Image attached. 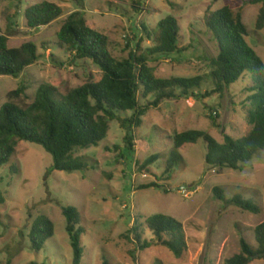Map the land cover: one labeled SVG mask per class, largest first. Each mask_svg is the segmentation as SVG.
Instances as JSON below:
<instances>
[{"label":"rangeland","instance_id":"1","mask_svg":"<svg viewBox=\"0 0 264 264\" xmlns=\"http://www.w3.org/2000/svg\"><path fill=\"white\" fill-rule=\"evenodd\" d=\"M42 2L60 7L62 16L48 27L30 29L24 12ZM223 7L234 14L241 11L249 32L245 41L264 63V28L255 29L260 5L243 6L241 0H84L82 9L69 0H0V33L8 38V47L31 42L39 55L18 78L0 77V107L6 94L20 85L25 94L15 103L25 107L32 103L39 86H49L63 96L88 77L100 79L96 67L77 60L57 41L61 25L74 13H80L90 29L107 36L109 50L117 59L127 58L132 51L147 54L155 46L158 23L173 17L179 26L178 47L183 51L150 57L148 65L159 79L201 76L204 82L197 93L209 92L213 85L208 75L217 45L204 18ZM250 82L247 75L222 95L167 100L150 109L141 127L131 133L132 147L119 123L110 122L106 138L97 147L72 154L86 160L88 171L48 174L51 156L39 146L18 142L9 163L0 167V264H72L61 214V207L67 206L78 210L84 229L81 264H223L239 253L240 239L255 248L254 228L264 222V152L239 170H218L206 165V145L200 140L178 151L182 162L169 180L163 175L174 134L197 130L222 143V132L233 139L249 132ZM210 114L219 129L211 128ZM152 155H158V160L142 170V163ZM151 183L163 189H141ZM215 188L226 200L237 196L254 202L259 213L243 212L216 200ZM41 215L52 222L53 236L35 253L29 235ZM153 215L182 224L186 247L180 257L160 245L140 251L130 242L131 229ZM143 238L151 240L152 236L145 230ZM248 264H264V258Z\"/></svg>","mask_w":264,"mask_h":264},{"label":"trees","instance_id":"2","mask_svg":"<svg viewBox=\"0 0 264 264\" xmlns=\"http://www.w3.org/2000/svg\"><path fill=\"white\" fill-rule=\"evenodd\" d=\"M69 1L78 9L83 8L84 0ZM241 1L243 6L260 5L255 29L264 28V0ZM61 16V8L49 2L32 5L24 12L26 26L30 29L48 27ZM204 25L216 42L217 55L211 59L213 70L208 75L213 89L200 94L197 92L204 82L203 77L159 79L148 65L150 57L170 56L183 51L178 47L179 26L173 17L168 16L158 23L155 46L148 49L147 54L132 51L127 58L117 59L112 56L104 33L90 29L80 13L68 16L56 34L58 43L77 60L89 61L101 77L98 81L88 77L82 85L68 90L63 96L57 95L49 86H39L32 103L25 107L15 103L25 94L23 85L8 92L0 107V167L9 163L18 142H26L41 147L51 156L53 164L48 174L53 171H88L86 160L72 154L76 150L97 147L106 138L110 122L119 123L126 133L127 145L132 147L131 133L141 127L142 118L150 109L158 108L167 100L222 95L230 86L250 75L247 102L253 109L249 115V132L239 139L222 132V143H217L202 131L176 133L172 137V151L165 162L163 175L165 180H169L182 162L178 151L200 140L206 145L207 166L218 170H239L258 153L264 152V63L245 41L249 32L242 22L241 11L234 14L228 7H223L209 13L204 18ZM38 59L34 43L9 48L8 38L0 33V77L18 78ZM207 119L211 128H220L211 114ZM157 160L158 155H152L142 163L141 169L148 168ZM10 172L15 174V169L11 168ZM151 188L163 189L155 183L141 187ZM213 196L243 212L259 213L254 202L237 196L226 200L218 188L213 190ZM61 214L72 249V264H81L83 248L80 238L84 229L80 226V214L72 206L61 207ZM53 229L52 222L44 215L33 222L29 235L33 252L42 250L45 242L53 236ZM145 230L151 234V240L143 238ZM130 232V242L140 251L160 245L178 258L186 247L182 224L162 215L145 219ZM254 241L255 248L240 239L239 253L223 264H248L251 257L264 254V222L254 228ZM104 264L108 263L105 261Z\"/></svg>","mask_w":264,"mask_h":264},{"label":"water","instance_id":"3","mask_svg":"<svg viewBox=\"0 0 264 264\" xmlns=\"http://www.w3.org/2000/svg\"><path fill=\"white\" fill-rule=\"evenodd\" d=\"M256 258H264V254H258V255H256V256H253V257H251L250 260H252V259H256Z\"/></svg>","mask_w":264,"mask_h":264}]
</instances>
